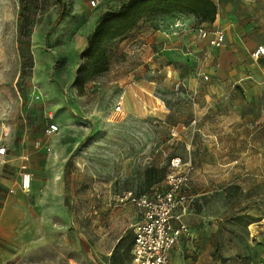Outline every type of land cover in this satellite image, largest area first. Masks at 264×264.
<instances>
[{
  "label": "rangeland",
  "instance_id": "1",
  "mask_svg": "<svg viewBox=\"0 0 264 264\" xmlns=\"http://www.w3.org/2000/svg\"><path fill=\"white\" fill-rule=\"evenodd\" d=\"M125 1L0 0V199L20 189L27 201L19 264H131L139 210L118 199L163 189L174 156L192 165L176 208L186 235L215 231L228 263L264 264V58L242 83L193 93L184 79L175 88L154 54L149 101L131 84L116 111L146 56L138 41L105 42L108 69L80 89L74 81L98 18Z\"/></svg>",
  "mask_w": 264,
  "mask_h": 264
},
{
  "label": "crops",
  "instance_id": "2",
  "mask_svg": "<svg viewBox=\"0 0 264 264\" xmlns=\"http://www.w3.org/2000/svg\"><path fill=\"white\" fill-rule=\"evenodd\" d=\"M211 1L217 8L212 23L207 21L196 23L197 17L186 13L146 16L124 36L117 38L122 43L128 42L127 45L138 41L140 51L146 55L141 57L143 64L136 68L137 79L131 80L122 90L126 92L132 84L136 86L134 89L139 91L142 97L146 95V100L149 101L148 95L152 93V89L148 85L153 81L144 79V71L152 66L148 59L154 54L157 56V64L161 66L160 73L178 84L183 79L186 80L188 89L193 93H201L202 84H206L204 88H207V83L233 85L247 80L251 76L250 67L256 60L252 52L258 45H264V0ZM153 17L155 19L165 17L168 23L150 26L145 21ZM176 20L182 23L180 29L169 26ZM198 27L209 31L206 38L196 36L195 31ZM214 29H222L224 32V43L220 47L209 45ZM151 47H155V53L149 52ZM197 72L204 73L208 79L198 77ZM142 80H145L146 84ZM130 89L134 90L132 87ZM216 94L224 95V92L217 90ZM152 102L151 100L150 103ZM210 137L213 138L214 144H217L215 135ZM221 139L219 137V140ZM4 155L0 158L2 159ZM27 216V201L20 189L11 190L0 199V264H19L17 260L19 250L15 247L23 240L25 234L23 225L27 221ZM216 241L215 231L208 234L195 231L189 235L182 234L169 253V264H232L228 263L227 255L217 247Z\"/></svg>",
  "mask_w": 264,
  "mask_h": 264
},
{
  "label": "built area",
  "instance_id": "3",
  "mask_svg": "<svg viewBox=\"0 0 264 264\" xmlns=\"http://www.w3.org/2000/svg\"><path fill=\"white\" fill-rule=\"evenodd\" d=\"M98 0H90L91 6H95ZM181 23L175 21L174 29H180ZM198 38L204 39L209 31L203 27H198L195 31ZM209 45L220 47L224 43V32L222 29H214ZM255 59L264 57V45H258L252 52ZM198 77L207 80L208 76L197 72ZM179 84L175 83V88ZM125 99V91L122 90L115 102L114 109L121 111ZM58 131V126L51 123L46 129L47 134H54ZM174 135L176 131L173 129ZM6 147L0 145V156L5 154ZM192 165L189 161H182L180 157L174 156L169 162L163 189H156L151 192L133 193L127 191L119 197V202H130L139 210V219L133 226L131 264H169V253L182 234H188L186 224L181 220V214L176 213L179 204L185 201L182 194L187 186ZM21 189L28 191L31 187V175L23 172L20 180ZM173 220L177 222L175 226Z\"/></svg>",
  "mask_w": 264,
  "mask_h": 264
},
{
  "label": "trees",
  "instance_id": "4",
  "mask_svg": "<svg viewBox=\"0 0 264 264\" xmlns=\"http://www.w3.org/2000/svg\"><path fill=\"white\" fill-rule=\"evenodd\" d=\"M171 13L192 14L200 21L212 23L217 8L211 0H126L118 9L103 12L80 52L83 62L76 71L75 86L80 89L86 81L108 69L105 42L124 36L143 17ZM62 16L64 12L58 15L57 20Z\"/></svg>",
  "mask_w": 264,
  "mask_h": 264
}]
</instances>
